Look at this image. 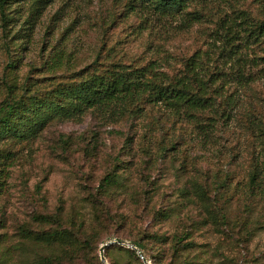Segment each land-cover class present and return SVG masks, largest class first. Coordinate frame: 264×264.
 <instances>
[{
    "label": "rangeland",
    "instance_id": "374dc122",
    "mask_svg": "<svg viewBox=\"0 0 264 264\" xmlns=\"http://www.w3.org/2000/svg\"><path fill=\"white\" fill-rule=\"evenodd\" d=\"M30 4L7 3L4 25L0 15V105L113 64H151L175 79L192 59L204 79L213 75V106L185 117L139 100L0 136V264L100 263L106 241L155 230L206 241L213 264H264V0H189L172 11L49 0L31 25ZM105 176L114 181L104 186ZM202 217L214 223L201 235ZM116 246L104 250L106 264H128Z\"/></svg>",
    "mask_w": 264,
    "mask_h": 264
},
{
    "label": "trees",
    "instance_id": "16d2710c",
    "mask_svg": "<svg viewBox=\"0 0 264 264\" xmlns=\"http://www.w3.org/2000/svg\"><path fill=\"white\" fill-rule=\"evenodd\" d=\"M18 1L22 0H0V15L3 25L11 20L5 14V5ZM48 1L31 0L29 17L27 16L25 22L31 25L35 16L41 14ZM142 1L150 2L161 10L172 11L185 7L189 0ZM257 28L259 34L264 32L262 24ZM254 32L255 29H251L249 34L253 35ZM240 63L241 61L238 60L237 65ZM117 66L111 65L101 75H89L68 86L56 87L44 97L31 93L25 98L6 99L0 105V136L10 134L20 138L29 137L55 116H71L74 112L84 108L102 112L112 109L113 105L124 104L125 107L133 104L138 105L139 100L161 102L173 113H181L185 117L213 106L212 92H209L213 75L204 79L200 71L196 70L192 59L186 63V75L175 79H169L161 73H154L151 64L132 70L126 66ZM148 71L151 72L149 73L150 77L146 76ZM234 77L238 82L245 78L243 73H236ZM9 91L11 92V90ZM136 108H140L139 105ZM129 113L134 114L135 111L130 110ZM255 178L256 174H253L251 182L254 183ZM113 181V177L105 176L104 186ZM209 223L213 224L214 221L206 217H202L196 222L202 229L201 235L206 234ZM38 237L39 235L36 236V239ZM64 237L63 233H56L54 240L60 242ZM42 238L48 241L44 234H42ZM122 238L117 237V239ZM170 240L172 244L168 245ZM131 242L141 251L149 264H213L214 260V252L206 241L196 243L192 239H188L186 234H174L170 238L167 233L155 230L145 232L140 238ZM116 249L121 256L128 260V264H144L134 250L120 245L116 246ZM144 250L148 252L149 258L144 254ZM50 261L52 259L45 258L43 264H50ZM57 264L62 263L59 261ZM95 264H101V262Z\"/></svg>",
    "mask_w": 264,
    "mask_h": 264
},
{
    "label": "water",
    "instance_id": "95a60500",
    "mask_svg": "<svg viewBox=\"0 0 264 264\" xmlns=\"http://www.w3.org/2000/svg\"><path fill=\"white\" fill-rule=\"evenodd\" d=\"M112 244L120 245L126 248H130L136 252V254L140 257L144 264H149L146 258L142 255L141 251L131 242L125 239H117V240H109L103 243L99 249V257L101 264H106L104 259V249Z\"/></svg>",
    "mask_w": 264,
    "mask_h": 264
}]
</instances>
